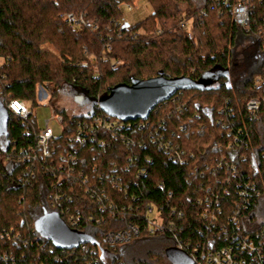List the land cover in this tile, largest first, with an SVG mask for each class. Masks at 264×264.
I'll return each mask as SVG.
<instances>
[{"label": "trees", "instance_id": "obj_1", "mask_svg": "<svg viewBox=\"0 0 264 264\" xmlns=\"http://www.w3.org/2000/svg\"><path fill=\"white\" fill-rule=\"evenodd\" d=\"M146 1L152 13L122 31L124 14L117 0H0L3 106L12 100L36 106L38 87L44 82L53 87L52 102L64 89L94 100L84 113L60 109L64 131L49 159L36 146L37 117L24 119L7 110V132L0 137V264H172L166 251L176 244L173 234L150 235L142 216L145 208L152 205L179 221L184 229L176 232L179 240L196 243L203 238L196 230L208 227L199 218L198 199L208 187L211 193L227 187L228 210L238 198L236 182H244L246 176L258 184L261 194L244 214L245 233L264 227V102L257 119L247 110L250 100H264V84L256 86L260 72H255L234 87L228 73L235 66L231 48L239 33L253 38L255 48H264V0H254L248 32L234 24L232 9L223 0ZM69 14L83 15L89 24L74 26L66 20ZM217 71L215 83L183 89L159 104L147 121L133 122L125 131L129 146L109 135H101L106 148L72 140L79 124L91 115L106 116L98 101L119 84L158 76L199 81ZM243 120L251 151L246 150L247 160L234 162L238 172L228 186L227 174L215 165L233 140L229 129L239 132ZM163 139L188 153L189 162L175 163L160 148ZM68 154L77 156L75 180L59 182L51 169ZM35 155L37 160L31 162L28 156ZM227 155L232 160V154ZM140 168L147 175L137 176ZM93 189L99 196H93ZM57 195L64 197L58 200ZM55 211L69 225L73 216L74 228L95 242L85 248H56L34 226L39 217ZM180 212L185 218L178 220ZM131 226L140 228L138 236L128 243L110 242V234Z\"/></svg>", "mask_w": 264, "mask_h": 264}, {"label": "built area", "instance_id": "obj_2", "mask_svg": "<svg viewBox=\"0 0 264 264\" xmlns=\"http://www.w3.org/2000/svg\"><path fill=\"white\" fill-rule=\"evenodd\" d=\"M120 4V8L123 11L125 9L129 11L134 10V4L129 0H117ZM224 3L232 9V19L234 24L241 30L248 32L251 28L252 16L255 10L254 0H223ZM66 20L74 26H82L89 24L83 15L75 16L69 14ZM131 24L126 22L125 17L121 24V30H128ZM258 54L261 59L260 74L256 78V86L260 87L264 84V48L258 49ZM96 65V62H92ZM86 66L87 63H84ZM45 92V97L48 98L53 96L54 90L50 83L44 82L39 87ZM264 102L258 99L250 100L247 104V110L250 113L251 119L258 118V111L261 104ZM6 109L24 119L35 117L34 105L32 101L23 100H12L6 106ZM231 111L230 108H228ZM106 114V113H105ZM233 117V116H232ZM138 121V120H137ZM137 121L125 122L121 119L111 117L106 114L103 115H91L88 121L80 123L77 132L73 135L72 140L80 144L94 143L96 146L106 148L108 143L101 135H109L114 139H120L126 143L127 146L132 144L127 138L125 131L131 129V124ZM144 121V120H143ZM147 121V120H146ZM64 116L57 106H52V117L48 118L44 122L43 128L39 127V131L36 135V146L42 155L49 159L56 154L55 142L60 138L64 131L63 127ZM219 123H223L220 121ZM228 123H224V127H227ZM62 127L60 134L55 133L56 126ZM233 126V124H231ZM230 134L233 136V140L228 146L227 153L232 154V160L229 158L227 153L216 161V166L220 171L227 174L226 184L229 186L234 182V177L238 172L237 164L234 163L237 160H247L249 155L246 150L251 151L250 133L248 130L247 123L243 120L242 128L239 132L234 129H229ZM239 133V134H238ZM242 135L243 138L240 136ZM154 139V137H153ZM160 148H164L165 152L169 154L170 158L178 164H187L190 160V155L183 149H180L178 145H172L171 142L164 143V139L160 144ZM256 156L254 152H251ZM192 158L194 157L191 155ZM31 162L37 160V156H28ZM60 162L57 167H52V173H58L59 182H66L75 180L73 175L75 174L74 165L77 163V156L75 154L61 155L59 157ZM147 175L145 168H140L137 172V176ZM83 176V173H80ZM217 184L220 186L222 179L217 176ZM239 189L238 198L234 199L228 210H225L226 197L231 195V191L227 187H223L222 192L213 191L212 187H208V192L204 193L203 197L198 199V204L202 207V210L198 213L199 218L208 223L206 230L197 229L196 232L203 236L201 240L193 243L190 239L180 241L177 235V230L184 231L183 226H180L179 221L170 220L165 217L156 207L150 205L145 208L142 216L145 218L147 223L146 231L150 235L156 233H171L175 241L174 248H177L185 252L193 261V264H264V227L255 231L245 233L247 227V219H244V214L248 211L252 205L253 199L260 196L261 188L258 184L248 176L245 177L244 182H236ZM122 192V186H119ZM90 190V189H89ZM93 196H96L99 191L93 189L91 191ZM105 197V195H102ZM64 196L57 195V199L60 200ZM57 212V211H55ZM64 223L70 228L75 229V223L73 216L70 217L69 225L62 214L57 212ZM176 210L173 211L172 215H176ZM178 220L185 218V214L180 212L177 216ZM248 224V223H247ZM76 230V229H75ZM78 231V230H77ZM140 234V228L131 226L124 232H118L110 234V242L114 245L119 243H128L136 235ZM45 238V237H44ZM224 242V244H221ZM88 244L80 245L85 248ZM77 249V248H75ZM66 250V249H62Z\"/></svg>", "mask_w": 264, "mask_h": 264}, {"label": "water", "instance_id": "obj_3", "mask_svg": "<svg viewBox=\"0 0 264 264\" xmlns=\"http://www.w3.org/2000/svg\"><path fill=\"white\" fill-rule=\"evenodd\" d=\"M213 84V83H211ZM190 77L168 78L158 76L147 80L134 79L131 84H119L98 102L100 109L111 117L125 122L148 120L155 108L174 97L183 89H203L211 85ZM82 96L76 97L82 103ZM9 115L0 101V137L7 132ZM35 229L58 249H75L80 245L95 242L86 233L70 228L57 212H46L34 223ZM172 264H193L183 251L171 247L166 251Z\"/></svg>", "mask_w": 264, "mask_h": 264}, {"label": "rangeland", "instance_id": "obj_4", "mask_svg": "<svg viewBox=\"0 0 264 264\" xmlns=\"http://www.w3.org/2000/svg\"><path fill=\"white\" fill-rule=\"evenodd\" d=\"M151 13L152 7L150 4L146 0H140L134 4L133 11L125 9L124 17L127 23L133 25L145 19ZM257 50L258 48H255L253 38L239 33L235 44L231 48L232 61L235 65L228 71L231 85L234 87L242 86L250 74L260 70L261 59ZM217 75L218 71L206 77L204 79L205 83H215ZM80 96H82V103L76 101V97ZM51 100V97H45V92L38 88L36 98L37 105L34 106V113L36 114L38 126L40 128H43L46 119L52 117V106L65 109L70 113L74 112L75 114H80L89 111L92 103H94V100L90 98L86 99L81 92L69 89H64L56 101L52 102ZM61 132L62 127L59 125L56 126L55 133L60 134ZM172 243V241H169V244Z\"/></svg>", "mask_w": 264, "mask_h": 264}]
</instances>
